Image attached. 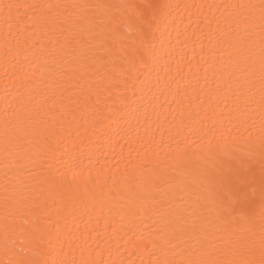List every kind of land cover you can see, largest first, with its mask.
<instances>
[{
  "label": "snow or ice",
  "instance_id": "6c2138e0",
  "mask_svg": "<svg viewBox=\"0 0 264 264\" xmlns=\"http://www.w3.org/2000/svg\"><path fill=\"white\" fill-rule=\"evenodd\" d=\"M0 264H264V0H0Z\"/></svg>",
  "mask_w": 264,
  "mask_h": 264
},
{
  "label": "bare ground",
  "instance_id": "6f19581e",
  "mask_svg": "<svg viewBox=\"0 0 264 264\" xmlns=\"http://www.w3.org/2000/svg\"><path fill=\"white\" fill-rule=\"evenodd\" d=\"M85 219H87V218H85ZM81 227H83V225Z\"/></svg>",
  "mask_w": 264,
  "mask_h": 264
}]
</instances>
